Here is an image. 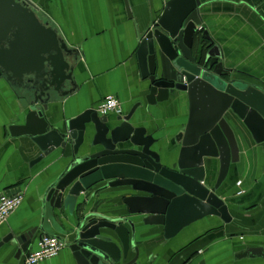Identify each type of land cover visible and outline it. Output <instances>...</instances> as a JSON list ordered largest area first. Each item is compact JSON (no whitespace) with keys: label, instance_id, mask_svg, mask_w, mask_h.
<instances>
[{"label":"water","instance_id":"water-1","mask_svg":"<svg viewBox=\"0 0 264 264\" xmlns=\"http://www.w3.org/2000/svg\"><path fill=\"white\" fill-rule=\"evenodd\" d=\"M199 0H175L137 52L143 80L150 82L147 106L168 102L180 92L190 100L189 123L178 137L182 149L177 167L162 164L152 149L157 144L143 126L134 124L142 104L128 115L109 117L90 109L72 119L58 116L60 104L73 97L78 84V55L30 0H0V76L14 86L27 111L28 127L40 163L56 151L67 161L65 171L43 193L39 225L8 236L0 249L28 258L41 235L67 243L77 264H137L136 232L144 225L163 227L164 239L214 216L229 224L228 207L217 197L230 164L237 162L239 122L256 142L264 143V91L238 80L221 62V52L203 25ZM208 42V51L203 43ZM161 56L181 75V82L159 76ZM221 162L215 188L205 186L214 160ZM105 183L110 189L140 194L124 197L127 214L112 219L89 213L82 194ZM69 212L77 224L66 230L60 214ZM132 250L135 256L132 257Z\"/></svg>","mask_w":264,"mask_h":264},{"label":"crops","instance_id":"crops-1","mask_svg":"<svg viewBox=\"0 0 264 264\" xmlns=\"http://www.w3.org/2000/svg\"><path fill=\"white\" fill-rule=\"evenodd\" d=\"M42 22L48 23L76 51V94L60 104L58 116L72 119L114 96L128 115L137 104L134 124L143 126L158 141L153 151L163 165L177 167L182 146L178 137L185 131L191 105L186 93H176L168 102L147 106L150 82L143 80L137 52L151 31L157 29L167 5L175 0H30ZM203 25L219 48L221 62L240 81L264 91V0H199ZM208 51L209 43H203ZM159 76L168 81L183 78L172 63L161 56ZM17 87L0 76V196L22 193L24 201L0 230V244L12 234H24L39 225L44 191L65 171L67 161L56 151L36 163L28 127L27 111ZM114 126L116 115H109ZM237 162L216 194L232 216L229 224L210 216L185 227L175 238L164 239L163 227L144 225L136 232L137 264H264V143L256 142L239 122ZM221 162L214 160L205 186L216 187ZM140 194L129 189H110L105 183L82 194L89 213L108 218L127 214L124 197ZM142 220L141 215L129 216ZM66 230L77 224L69 212L60 214ZM7 247V246H6ZM0 249V264H24L16 250ZM37 249V241L29 254ZM132 257L135 250H132ZM42 264H77L67 248L60 257Z\"/></svg>","mask_w":264,"mask_h":264},{"label":"built area","instance_id":"built-area-1","mask_svg":"<svg viewBox=\"0 0 264 264\" xmlns=\"http://www.w3.org/2000/svg\"><path fill=\"white\" fill-rule=\"evenodd\" d=\"M97 113L106 117L109 115L123 116L124 110L122 103L114 96H108L97 107ZM24 201L22 193L16 195L0 196V230L8 219L15 214ZM66 243L56 236L42 235L37 240V249L30 253L24 264H42L60 257L65 249Z\"/></svg>","mask_w":264,"mask_h":264},{"label":"flooded vegetation","instance_id":"flooded-vegetation-1","mask_svg":"<svg viewBox=\"0 0 264 264\" xmlns=\"http://www.w3.org/2000/svg\"><path fill=\"white\" fill-rule=\"evenodd\" d=\"M15 87H18V85H16Z\"/></svg>","mask_w":264,"mask_h":264}]
</instances>
